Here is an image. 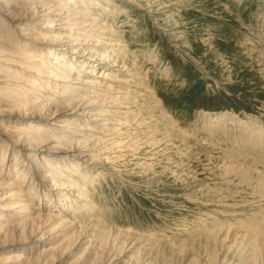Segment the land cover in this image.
Returning a JSON list of instances; mask_svg holds the SVG:
<instances>
[{"label": "rangeland", "instance_id": "obj_1", "mask_svg": "<svg viewBox=\"0 0 264 264\" xmlns=\"http://www.w3.org/2000/svg\"><path fill=\"white\" fill-rule=\"evenodd\" d=\"M0 183V264H264V0H0Z\"/></svg>", "mask_w": 264, "mask_h": 264}, {"label": "bare ground", "instance_id": "obj_2", "mask_svg": "<svg viewBox=\"0 0 264 264\" xmlns=\"http://www.w3.org/2000/svg\"><path fill=\"white\" fill-rule=\"evenodd\" d=\"M43 7V10L42 11H40V12H35L34 13V15L35 16H38V17H46V18H49V17H55L56 19H57V22H61V24H63V21L64 20H62L63 18H61L62 16H63V13H61L63 10H61L60 9V7H59V5H57V6H53L52 8H50L49 10H48V8H45L44 6H42ZM65 14V13H64ZM16 16V15H15ZM8 17V16H7ZM17 17V16H16ZM14 18V17H13ZM50 19V18H49ZM55 19V20H56ZM14 20V19H13ZM50 22V21H49ZM51 22H54V21H52L51 20ZM57 22H56V24H57ZM54 24V23H53ZM59 28V27H58ZM62 30H63V28H62ZM59 39H66L67 37H65V36H63L62 34H60V36L58 37ZM56 39V38H55ZM59 41V40H58ZM62 42V41H61ZM69 45V44H68ZM84 52V51H83ZM89 52V51H88ZM27 54V53H26ZM84 55H86V53H83ZM93 55V54H92ZM47 56V58L49 59V58H51V59H53V60H56V62H53L52 64L54 65L55 63H57V62H63V59L61 58H57V57H52L51 55H49V53H47V54H45V57ZM81 57H83V56H81ZM94 57V56H93ZM89 58H90V60L91 61H93V59H92V57L89 55ZM98 58V57H97ZM99 60V59H98ZM85 65V64H84ZM55 67H57V65H55L54 67H52V70H54V68ZM72 68L70 67L69 68V70H71ZM46 72V71H45ZM48 75V74H47ZM54 80V79H53ZM63 83H65V82H63ZM66 83H68L67 81H66ZM80 84V83H79ZM82 99H84V98H82ZM81 99V100H82ZM84 101V100H83ZM82 103V102H81ZM78 104H79V102H78ZM78 106V105H77ZM87 113V112H86ZM89 113V112H88ZM87 115V114H86ZM90 116H94L93 114H90ZM97 117V116H96ZM35 131V133L37 134V135H39V134H42L41 132V130H39V129H36V130H34ZM7 132V131H6ZM14 132V131H13ZM5 133V132H4ZM18 141V143H19V140H17ZM21 141H23V140H21ZM21 143V142H20ZM29 146V145H28ZM30 147V146H29ZM33 147V146H32ZM31 147V148H32ZM30 148V149H31ZM80 148V147H79ZM75 149V148H74ZM27 150V149H26ZM95 150V149H94ZM72 152V155L74 156V157H76V156H79V154H76L75 155V150H73V151H71ZM81 154H85V153H81L80 152V155ZM86 155V154H85ZM80 157H82V156H80ZM85 159V158H84ZM77 169V168H76ZM17 174V173H16ZM1 184V183H0ZM60 187H62V186H60ZM64 187V186H63ZM16 190H15V192L13 193V194H16V195H21V193H22V190L19 188H15ZM23 194V193H22ZM14 208L15 209H20V208H23V210L24 209H27V211L28 210H30V207H29V205L27 206V205H24V207H23V204H16L15 206H14ZM22 212V211H21ZM56 216H58V215H56ZM43 217V216H42ZM46 217H48L49 218V220H50V218L52 217L51 215H46ZM36 218V217H35ZM53 218V217H52ZM1 225H3V224H1ZM0 225V231H1V229H2V226ZM23 225H24V223H23ZM22 226V225H21ZM17 227V226H16ZM2 232V231H1ZM42 236H44V234H42L41 235V237H40V239L42 238Z\"/></svg>", "mask_w": 264, "mask_h": 264}]
</instances>
